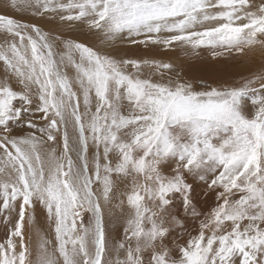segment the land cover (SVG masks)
Returning a JSON list of instances; mask_svg holds the SVG:
<instances>
[{
	"label": "snow or ice",
	"instance_id": "obj_1",
	"mask_svg": "<svg viewBox=\"0 0 264 264\" xmlns=\"http://www.w3.org/2000/svg\"><path fill=\"white\" fill-rule=\"evenodd\" d=\"M0 7V264H264V0Z\"/></svg>",
	"mask_w": 264,
	"mask_h": 264
},
{
	"label": "rangeland",
	"instance_id": "obj_2",
	"mask_svg": "<svg viewBox=\"0 0 264 264\" xmlns=\"http://www.w3.org/2000/svg\"><path fill=\"white\" fill-rule=\"evenodd\" d=\"M4 3V0H0V6H2ZM0 10H2V7H0ZM9 14H13V13H9ZM75 35V34H74ZM82 37V36H81ZM85 37L79 38V39H84ZM121 55L125 54L123 51L120 53ZM137 54V55H135ZM127 55L128 56H132V57H147V56H151V55H155V53H150V52H146L145 50H143L142 48H137L135 50H131V51H127ZM259 58H256V67H258L259 65ZM197 65V66H196ZM234 67H231L229 69H227V72L230 75H235V71L236 75L238 76L240 73H245L248 72L250 70V67L247 65H238ZM239 67H243L245 69H239ZM221 66L220 65H209L206 63H196L193 62L190 68H186L185 71L187 72V74L192 78V79H199V78H209L211 75H213L214 71L220 70ZM234 68V69H233ZM238 68V69H237Z\"/></svg>",
	"mask_w": 264,
	"mask_h": 264
},
{
	"label": "bare ground",
	"instance_id": "obj_3",
	"mask_svg": "<svg viewBox=\"0 0 264 264\" xmlns=\"http://www.w3.org/2000/svg\"><path fill=\"white\" fill-rule=\"evenodd\" d=\"M77 38H82L81 36H78ZM135 55H137V54H135ZM198 64V63H197ZM197 66V65H196ZM240 66V65H239ZM242 66H244V65H242ZM238 67V66H237ZM250 67V66H249ZM234 68H236V67H234ZM233 68V69H234ZM242 69L243 67H239V69ZM238 69V68H237ZM243 69H245V68H243ZM236 72L237 71H235V75H236ZM238 73V72H237ZM3 235H4V232H3V229L2 228H0V239H3Z\"/></svg>",
	"mask_w": 264,
	"mask_h": 264
}]
</instances>
